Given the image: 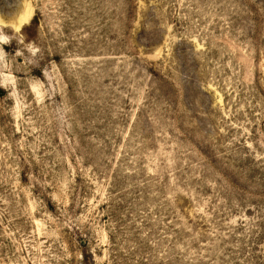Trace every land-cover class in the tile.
Returning a JSON list of instances; mask_svg holds the SVG:
<instances>
[{
	"label": "rangeland",
	"instance_id": "obj_1",
	"mask_svg": "<svg viewBox=\"0 0 264 264\" xmlns=\"http://www.w3.org/2000/svg\"><path fill=\"white\" fill-rule=\"evenodd\" d=\"M0 264H264V0H0Z\"/></svg>",
	"mask_w": 264,
	"mask_h": 264
},
{
	"label": "clouds",
	"instance_id": "obj_2",
	"mask_svg": "<svg viewBox=\"0 0 264 264\" xmlns=\"http://www.w3.org/2000/svg\"><path fill=\"white\" fill-rule=\"evenodd\" d=\"M0 43H10L9 37L0 35ZM4 55L6 54L3 52V49L0 48V57H3Z\"/></svg>",
	"mask_w": 264,
	"mask_h": 264
}]
</instances>
